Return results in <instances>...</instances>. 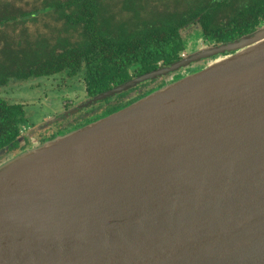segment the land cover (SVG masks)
Listing matches in <instances>:
<instances>
[{
  "label": "water",
  "instance_id": "water-1",
  "mask_svg": "<svg viewBox=\"0 0 264 264\" xmlns=\"http://www.w3.org/2000/svg\"><path fill=\"white\" fill-rule=\"evenodd\" d=\"M160 75L0 161V264H264V25L92 101Z\"/></svg>",
  "mask_w": 264,
  "mask_h": 264
},
{
  "label": "trees",
  "instance_id": "trees-1",
  "mask_svg": "<svg viewBox=\"0 0 264 264\" xmlns=\"http://www.w3.org/2000/svg\"><path fill=\"white\" fill-rule=\"evenodd\" d=\"M40 17L51 23L38 26ZM263 25L264 0H0V89L37 79L73 82L92 106L101 101L94 97L179 61L195 36L222 44ZM160 86L128 99L120 93L108 111L69 131ZM24 108L0 96V148L27 124Z\"/></svg>",
  "mask_w": 264,
  "mask_h": 264
},
{
  "label": "flooded vegetation",
  "instance_id": "flooded-vegetation-1",
  "mask_svg": "<svg viewBox=\"0 0 264 264\" xmlns=\"http://www.w3.org/2000/svg\"><path fill=\"white\" fill-rule=\"evenodd\" d=\"M166 82V76L160 75L156 78L138 83L135 86H132L122 92L108 95L103 100L96 102V104L93 103L92 106L87 105L90 102H87V100H85L87 98H85V92L83 89H81V93H79V95L77 94V97L75 95V98L73 97L74 95L71 97L66 94L76 93L77 89H73V84L59 85L60 89H58L59 91L57 93H62V96L55 97V100L58 101V103L56 104H58V108L60 110L53 112L54 114L51 115V123L48 124V127L42 129V131H39V128L34 129L37 124L32 122L29 112L24 108L28 120L27 124L21 126L19 134L16 136L15 141H9L7 145H3L0 148V154L17 155L20 152L31 148L34 144L38 142H42L61 132L69 131L77 124L80 125L86 123L88 118L99 116L101 115V113L108 111L109 107L116 101H118L119 97L115 96L120 93L123 94V92L126 91V94L123 95V98L125 99L127 97L128 99L130 97L136 96L137 94H141L142 92L149 90L154 86L163 85ZM61 104L63 107L61 106ZM84 105H87L88 107H85Z\"/></svg>",
  "mask_w": 264,
  "mask_h": 264
},
{
  "label": "rangeland",
  "instance_id": "rangeland-1",
  "mask_svg": "<svg viewBox=\"0 0 264 264\" xmlns=\"http://www.w3.org/2000/svg\"><path fill=\"white\" fill-rule=\"evenodd\" d=\"M29 1L31 2V0ZM36 23L38 26L43 27L44 23L45 24L51 23V21L49 18L40 17L36 21ZM29 26H32V24H30ZM203 45L204 43L202 42L199 35L195 36L189 40L187 51L193 49L194 47L195 49L200 48ZM200 66L201 65H199V67ZM187 71H191V70H187ZM178 73L181 74V72ZM68 84H73L75 86L73 82ZM68 84L67 81L59 83L58 80L56 79H37L31 81V83H27V85L26 84L21 86L16 85L14 87L2 88L0 89V96H3L11 103L12 102L22 103L25 109L29 112L32 122L37 124L36 127H34V129L39 128V131H42V129L48 127V124L51 123L49 121H51L50 118L51 115L54 114L53 112L60 110L58 108V104H56L58 103V101L55 100L56 99L55 97L62 96V93H57L59 91L58 89H60L59 85H68ZM77 86H78L77 91L74 90L76 91V93H66V94H68L71 97L73 95H74L73 97H75L76 95L77 97V94L79 95V93H81V85H77ZM47 122L49 123L47 124ZM21 153H23V151L20 152V154ZM4 158L5 157H3L2 159Z\"/></svg>",
  "mask_w": 264,
  "mask_h": 264
}]
</instances>
